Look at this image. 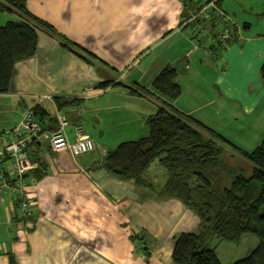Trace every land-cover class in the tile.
<instances>
[{
	"label": "crops",
	"instance_id": "0c3cea01",
	"mask_svg": "<svg viewBox=\"0 0 264 264\" xmlns=\"http://www.w3.org/2000/svg\"><path fill=\"white\" fill-rule=\"evenodd\" d=\"M195 1L200 10L212 2ZM27 7L101 64L91 66L38 33L35 57L15 66L11 91L0 96V131L12 129L38 106L49 114L41 122L45 133L57 128L60 113L70 122L69 140L74 141V126L82 125L95 149L75 158L52 152L44 146L45 138L35 141L38 149L28 148L34 159L47 163V176L29 186L34 204L24 221L17 201L0 197V264H174L173 238L197 231L199 220L177 200L139 202L132 184L100 166L114 147L147 136V119L163 102L150 85L165 67L177 70L182 89L170 103L173 108L203 125L204 120L214 123L206 113L221 96L233 95L212 84L206 88L214 90L218 100H212L196 87L197 80L202 73L204 78L214 74L210 83L230 79L246 49L253 52V75L259 78L264 23L246 17V11L242 17L218 5L207 19H199L203 26L194 24L197 14L184 0H28ZM18 20L0 14V27ZM216 25L237 35L221 46L229 54L228 69L221 74L213 70L221 48ZM199 32L206 36L202 42ZM109 81L110 86H103ZM57 99L66 105L58 108ZM211 112L220 114L219 109ZM137 123L139 133L125 132ZM132 235H143L147 250L131 244Z\"/></svg>",
	"mask_w": 264,
	"mask_h": 264
},
{
	"label": "trees",
	"instance_id": "16d2710c",
	"mask_svg": "<svg viewBox=\"0 0 264 264\" xmlns=\"http://www.w3.org/2000/svg\"><path fill=\"white\" fill-rule=\"evenodd\" d=\"M221 1H217L216 8ZM184 2L195 14L201 11L202 7L199 8L195 0ZM27 3L28 0H0V14L19 19L0 27V96L11 91L15 66L35 57L38 33L57 40L63 50L91 66L101 64L50 24L31 14ZM197 21L201 24V20ZM216 26L222 30L223 26ZM233 33V37L237 36ZM216 36L220 47L223 46V32ZM233 37L230 33L228 41L231 42ZM177 78V70L171 67L159 72L150 90L163 102L147 119V136L116 146L105 155L100 168L132 184L139 202L177 200L199 220L197 231L173 238L174 264H221L210 241L238 243L249 235L257 238V247L248 257L233 264H264V139L254 151L245 152L194 118L174 109L170 103L182 95ZM259 78L264 84V62ZM110 84L109 81L103 86ZM131 93L137 94L135 90ZM56 105L61 108L66 101L57 99ZM32 111L41 125L49 117L41 107ZM32 147L38 149V142L28 148ZM28 156L37 164L36 169L23 177L30 186L47 176V163L34 159L31 152ZM235 156L236 162L233 161ZM155 162L168 174L166 183L159 188L147 180L148 171ZM20 220L24 221V215ZM129 241L141 249L146 246L143 235H132Z\"/></svg>",
	"mask_w": 264,
	"mask_h": 264
},
{
	"label": "rangeland",
	"instance_id": "374dc122",
	"mask_svg": "<svg viewBox=\"0 0 264 264\" xmlns=\"http://www.w3.org/2000/svg\"><path fill=\"white\" fill-rule=\"evenodd\" d=\"M201 1L204 3L206 0ZM220 5L223 6V10H236V12L242 17H244V11H246V17H249L256 22L261 21L264 23V0H222ZM231 16L234 20V15L231 14ZM235 20L237 21V19ZM196 21L195 19H191V23L195 24ZM223 26L225 25L223 24ZM253 27L255 29L258 28L256 25ZM214 34H221V30L217 29ZM197 37L200 42L204 41L206 38L203 32H199ZM236 42L241 43L238 39ZM217 55L220 59L217 62H214L217 66L214 67L213 70L215 74H221L228 69V65H226L225 62L227 61V55L229 54H227V51L221 47L217 50ZM252 55L253 52H249V50L246 49L243 61L239 64L241 66L238 67L237 65L235 71H233L232 75L229 77L230 79H226L222 82L217 80L210 83L211 80L214 79V74H210L204 78L206 74L202 73L203 75L199 77L197 80L198 83H196L198 89H203V91H199L210 95L212 100L217 99L214 90L206 89L209 86L212 87V84L220 86L219 89L222 92L228 90L227 92L230 95H233V97L228 96L226 99L222 96L220 97V100L217 99V104L212 106L209 113H206L208 116L210 113L213 115L214 123L208 124L204 120V125L245 152L254 151L264 139V84L261 83L260 78L256 77V74L253 75L254 58H252ZM257 78L259 79V82H255ZM192 83L193 87H195V80H193ZM233 92H235V94ZM189 97L190 96H188V98ZM142 103L141 105H143ZM149 107H151V105H149ZM218 109L220 111L219 115L211 112H215ZM200 116L201 115H199V117ZM10 122L11 121L9 120L7 124ZM0 123L2 124L1 119ZM139 124L129 125L127 128L128 131L125 132L129 135H133L137 130L139 133ZM7 130L8 129H6V131ZM1 132H3V130H1L0 133ZM44 146L46 148L48 147L47 141H44ZM230 155L231 154H229V156ZM236 159L237 157L235 156L233 161L235 160L234 162H236ZM167 178V171L162 168L158 162H155L149 169L147 176L148 182L154 184L157 188L162 187ZM257 245L258 240L253 235L242 237L238 243L226 241L220 242L217 239H212L210 241V246L216 249L221 264H233L238 260L248 257Z\"/></svg>",
	"mask_w": 264,
	"mask_h": 264
},
{
	"label": "built area",
	"instance_id": "2783aa9c",
	"mask_svg": "<svg viewBox=\"0 0 264 264\" xmlns=\"http://www.w3.org/2000/svg\"><path fill=\"white\" fill-rule=\"evenodd\" d=\"M218 0H212L193 17L195 20L207 19ZM216 8V7H215ZM223 40L228 41L230 34L222 27ZM52 100V97H48ZM57 128L45 133L32 110L25 112L22 119L10 130L0 133V197L11 196L17 201L24 216H29L33 198L23 177L37 168L28 156V147L38 139H47L49 149L55 153L69 152L80 158L94 151L95 145L81 125L74 126V141H70L67 130L70 122L62 114H57Z\"/></svg>",
	"mask_w": 264,
	"mask_h": 264
}]
</instances>
